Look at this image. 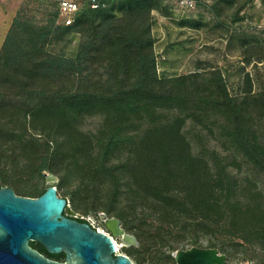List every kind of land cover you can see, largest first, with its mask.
Masks as SVG:
<instances>
[{"label": "trees", "instance_id": "trees-1", "mask_svg": "<svg viewBox=\"0 0 264 264\" xmlns=\"http://www.w3.org/2000/svg\"><path fill=\"white\" fill-rule=\"evenodd\" d=\"M155 2L99 0L97 9L85 6L70 26L61 23L57 2L52 24L29 32L20 31L15 20L0 52V73H24L29 91L20 101L0 94V139H20L25 146L21 149L29 151L30 147L33 156L43 148L40 159L34 156L40 162L37 170L53 175L60 164L77 162L76 155L85 148L86 161L78 166L83 170L81 182L111 183L109 203L103 206L108 217L120 219L138 241L153 232L168 244L175 237L174 228L184 230L195 223L204 229L203 219L213 213L223 219L228 208L238 216L249 194L252 198L261 194L230 171L235 160L229 164L226 157L220 158L216 150L210 152L205 146L195 149L185 133L193 134L194 128L185 127L191 118L204 127L215 126L234 153L263 170L264 143L259 141L251 111L260 108L264 115V92L237 99L229 95L221 76L212 80L216 87L207 88V93L199 87L190 89L191 76L159 79L150 24ZM116 11L124 15L115 19ZM62 32L83 35L72 56L46 49L49 38ZM20 58L25 60L19 62ZM25 63L26 72L21 71ZM95 63L109 75L106 91L47 89L65 77L81 76ZM40 80L48 83L41 86ZM22 109L25 122H17L15 117ZM99 111L113 115L112 126L101 135L83 131L80 120ZM223 117L226 120L221 123ZM31 130L41 133L36 136ZM61 138L67 141H58ZM99 148L101 171L95 169ZM111 148H120V156L125 151L127 155L125 159L118 155L121 163L108 167L105 159L114 154ZM46 188L39 192L13 189L20 196L37 198ZM30 245L50 258L65 259L63 253L52 255L40 244Z\"/></svg>", "mask_w": 264, "mask_h": 264}, {"label": "rangeland", "instance_id": "rangeland-1", "mask_svg": "<svg viewBox=\"0 0 264 264\" xmlns=\"http://www.w3.org/2000/svg\"><path fill=\"white\" fill-rule=\"evenodd\" d=\"M182 1L156 0L152 4V49L159 79L191 76L193 82L190 89L196 90L199 87V90L201 88L207 93V88L215 86L212 80L221 76L229 95L237 99L249 96L252 98L264 92V0H189L193 1L189 6ZM57 2L58 0H0V52L15 20L18 21L20 31L22 28L29 32L31 29L48 27L54 20ZM113 15L115 19H120L124 14L116 11ZM82 37L79 33L62 32L55 38H49L46 49L51 53L72 56ZM24 60L18 59L19 62ZM21 71H27V63L21 67ZM108 78L106 70L95 63L81 76L65 77L57 81L56 85L49 84L47 89L63 86L66 90L89 88L91 91H106L105 89H109L105 87L108 85ZM27 81L29 82L24 73L2 72L0 94L9 95L18 101L23 100L29 91L24 86ZM47 83L40 80L39 84L45 86ZM21 111L23 112L15 117L17 122L18 119L25 122V111ZM251 113L252 123L256 124L259 132V141L264 143V115L260 108H255ZM113 118V115L99 111L82 118L79 125L85 132L101 135L112 126ZM223 119L221 123L226 120L224 117ZM26 127L29 128V118ZM188 128H194L193 134L187 131L185 133L197 147L195 149L200 150L205 146L210 152L216 150L220 158L226 157L229 164L235 160L234 164L229 165L230 171L244 177L245 185L253 191H261V194L255 198L249 194L245 202L247 206L237 211L238 216L228 208L223 219L215 213L208 220L203 219L204 229H199L195 223L191 227L187 225L184 230L174 228L175 237H171L168 244L153 232L146 234L137 246H125L120 237H115L114 240L119 244L117 253L127 255L134 264H176L172 254L177 250L212 247L226 255L228 264H264V169L256 167L252 162L245 163L243 156L234 153L230 145L222 141L224 138L219 136L215 126L204 127L191 118L187 120L185 129ZM31 133L39 136L41 130H31ZM27 140L30 139H24ZM58 141L66 142L67 139L61 138ZM21 147L25 146L20 139H0V185L25 192L42 191L47 187L45 174L51 173L49 170H37L40 162L36 158L40 159L45 154L44 149L39 150L40 154H34V158L30 147L27 148L29 151H23ZM111 150L114 154H109L105 159L108 167L121 163L117 159L120 148ZM101 151L100 148L96 149L94 155L95 169L99 171L102 168ZM126 155L127 151L119 157L125 159ZM76 156L77 162H64L54 170L58 195L68 201V215L90 219L96 228L107 232L100 214L105 213L103 206L109 203L107 191L111 183L87 181L83 185V170L78 166L86 161L85 148ZM99 187L102 191H95ZM114 205L122 207L118 203ZM123 228L132 234L127 228Z\"/></svg>", "mask_w": 264, "mask_h": 264}, {"label": "water", "instance_id": "water-1", "mask_svg": "<svg viewBox=\"0 0 264 264\" xmlns=\"http://www.w3.org/2000/svg\"><path fill=\"white\" fill-rule=\"evenodd\" d=\"M47 188L37 197L18 195L13 188H0V264H134L118 254L115 237L125 246L139 245L135 235L116 217L100 214L107 233L64 215L68 201L59 197L57 177L45 174ZM41 244L49 254H65V262L53 261L31 247ZM176 264H228L216 248L191 247L173 254ZM246 264V263H241Z\"/></svg>", "mask_w": 264, "mask_h": 264}, {"label": "built area", "instance_id": "built-area-1", "mask_svg": "<svg viewBox=\"0 0 264 264\" xmlns=\"http://www.w3.org/2000/svg\"><path fill=\"white\" fill-rule=\"evenodd\" d=\"M182 2L187 6L193 3V1L189 2V0H183ZM58 5L61 23L65 26H70L74 23L76 16L85 6L88 5L92 9H97L99 7V0H58ZM85 220L96 230L105 232L96 228L90 219Z\"/></svg>", "mask_w": 264, "mask_h": 264}, {"label": "flooded vegetation", "instance_id": "flooded-vegetation-1", "mask_svg": "<svg viewBox=\"0 0 264 264\" xmlns=\"http://www.w3.org/2000/svg\"><path fill=\"white\" fill-rule=\"evenodd\" d=\"M64 215L66 216V217H68V218H70V219H72V220H75V221H78V222H80V223H87V224H89L88 222H87V220H85L82 216H79V215H68L67 214V210L64 212ZM89 225H91V224H89ZM106 229V228H105ZM37 244H39V243H37ZM41 245V244H40ZM42 246V245H41ZM32 247V246H31ZM32 248H34V247H32ZM35 249V248H34ZM35 250H37V249H35ZM38 251V250H37ZM39 252V251H38ZM42 254V253H41ZM42 255H44L45 257H47V258H49V259H51V260H53V261H58V262H65L66 260V258L63 260V261H60V260H56V259H53V258H50L49 256H47V255H45V254H42Z\"/></svg>", "mask_w": 264, "mask_h": 264}, {"label": "bare ground", "instance_id": "bare-ground-1", "mask_svg": "<svg viewBox=\"0 0 264 264\" xmlns=\"http://www.w3.org/2000/svg\"><path fill=\"white\" fill-rule=\"evenodd\" d=\"M115 241V240H114ZM116 245H117V248L119 249V244L115 241Z\"/></svg>", "mask_w": 264, "mask_h": 264}]
</instances>
